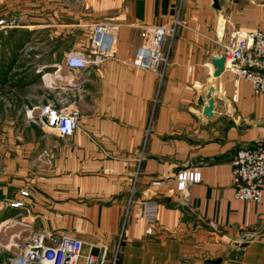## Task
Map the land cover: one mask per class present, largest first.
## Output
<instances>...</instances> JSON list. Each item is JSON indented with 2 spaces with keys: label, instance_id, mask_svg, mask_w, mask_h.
<instances>
[{
  "label": "crops",
  "instance_id": "0c3cea01",
  "mask_svg": "<svg viewBox=\"0 0 264 264\" xmlns=\"http://www.w3.org/2000/svg\"><path fill=\"white\" fill-rule=\"evenodd\" d=\"M219 1L220 9L214 0L26 4L13 28L30 32L25 47L36 71L29 86L42 84L47 103L76 114L79 127L62 138L24 120L25 136H3L0 200L34 189L24 208L1 207L0 235L13 237L4 253L18 255L50 232L81 240L85 255L101 256L105 247L111 260L136 182V200L159 202L158 223L148 235L140 208H131L118 264H264V204L237 200L232 177L239 150L264 146V95L236 82L230 66L214 77L212 65L230 35L264 30V0ZM176 18L175 37L162 45L170 55L164 76L136 67L146 27L172 26ZM98 23L117 26L115 57L70 70L68 56L91 59L89 27ZM211 87L214 114L207 117L198 99L207 105ZM182 170L202 177L178 193Z\"/></svg>",
  "mask_w": 264,
  "mask_h": 264
},
{
  "label": "built area",
  "instance_id": "2783aa9c",
  "mask_svg": "<svg viewBox=\"0 0 264 264\" xmlns=\"http://www.w3.org/2000/svg\"><path fill=\"white\" fill-rule=\"evenodd\" d=\"M179 18L172 26H148L143 34L144 43L139 47L134 65L143 70L158 72L162 77L169 65L170 55L162 49L164 40L174 38ZM17 25L16 20L0 21V27L10 29ZM117 26L111 23H98L89 27L90 55L87 59L82 53L67 57L66 66L74 70H84L89 65H100L115 57V38ZM226 60V69L231 67L236 82L250 84L255 96L264 95V30H255L248 34L234 33L229 36L222 55ZM237 97V96H236ZM235 99V96H234ZM40 121L44 128L59 137L72 136L78 129V116L73 113H63L52 103L38 107ZM143 156L137 159L136 176L140 175ZM232 177L235 185V198L243 202L264 204V146L239 150L232 161ZM201 173L182 170L176 176L178 193H185L189 186L201 182ZM135 183L128 196V204L123 217V226L119 235L118 245L111 260L108 250L103 247L101 256L93 252L84 254V243L81 240L63 235L57 238L53 233L45 232L34 243L27 245L20 254L12 256L8 264H79L81 259L85 264H118V258L123 243L124 228L130 210L133 206L140 208L141 217L147 223L146 233L152 235L158 223L160 204L156 200H136ZM162 182L155 181L153 186ZM34 193L33 188L21 192V198L12 202L0 200V206L9 203V207L20 209L26 205V199ZM97 246H94L95 248Z\"/></svg>",
  "mask_w": 264,
  "mask_h": 264
},
{
  "label": "rangeland",
  "instance_id": "374dc122",
  "mask_svg": "<svg viewBox=\"0 0 264 264\" xmlns=\"http://www.w3.org/2000/svg\"><path fill=\"white\" fill-rule=\"evenodd\" d=\"M30 3L34 4V0H0V21L16 20L18 24V16L22 14V11L30 9L29 6L26 7V4ZM12 28L0 27V73H11L9 79L4 80L3 83L0 82V143H2L4 135L25 136V130L22 129L25 125L24 120L41 124L38 107L47 103L46 89L42 84L32 88L28 86L27 89L21 87L23 83L20 84L22 80L20 75L26 69L32 68L34 59L29 57L31 53L27 52L26 44L22 46L21 50H15V47H20V44H24L30 36L23 38L24 32L16 33L14 36L11 31L15 29ZM2 159L0 152V176H2L3 170ZM1 207L4 208L5 206H0V210H3ZM8 235L10 236L9 232L0 235V264H8V260L13 256V254L4 253L10 244Z\"/></svg>",
  "mask_w": 264,
  "mask_h": 264
},
{
  "label": "water",
  "instance_id": "95a60500",
  "mask_svg": "<svg viewBox=\"0 0 264 264\" xmlns=\"http://www.w3.org/2000/svg\"><path fill=\"white\" fill-rule=\"evenodd\" d=\"M214 6L217 9H220V1L214 0ZM212 65L215 69L214 77L218 78L220 77L226 70V60L223 56H216L212 59ZM215 91L214 87L210 88V95H209V102L207 105H205L203 97H200L198 99V105L203 108V114L207 117H212L214 114V98L213 93ZM261 235H264V230L261 233Z\"/></svg>",
  "mask_w": 264,
  "mask_h": 264
},
{
  "label": "trees",
  "instance_id": "16d2710c",
  "mask_svg": "<svg viewBox=\"0 0 264 264\" xmlns=\"http://www.w3.org/2000/svg\"><path fill=\"white\" fill-rule=\"evenodd\" d=\"M21 32H24V31H19V30H12L11 31V33L15 36V34L16 33H21ZM22 36H23V38L24 37H28V36H30V32H24V34H22ZM28 40V39H27ZM27 40L24 42V40L22 39V42H24V44L22 45V44H20V47H15V50L17 51L18 49L19 50H21V48H22V46H24L25 44H26V42H27ZM32 68H33V66H32ZM31 67L30 68H28V69H26L21 75H20V78L22 79L21 80V83L20 84H22L23 83V85L21 86L23 89L25 88V87H28L29 85H31L32 83H34L35 82V79L33 78V76H32V74H35V71H36V69H35V67H34V69H32ZM11 73H7V72H5V73H0V82H4V80L6 81L7 79H9V75H10Z\"/></svg>",
  "mask_w": 264,
  "mask_h": 264
},
{
  "label": "bare ground",
  "instance_id": "6f19581e",
  "mask_svg": "<svg viewBox=\"0 0 264 264\" xmlns=\"http://www.w3.org/2000/svg\"><path fill=\"white\" fill-rule=\"evenodd\" d=\"M53 76V75H52ZM52 77H51V75H46L43 79L44 80H49V79H51ZM3 230V225L1 226V228H0V232Z\"/></svg>",
  "mask_w": 264,
  "mask_h": 264
}]
</instances>
